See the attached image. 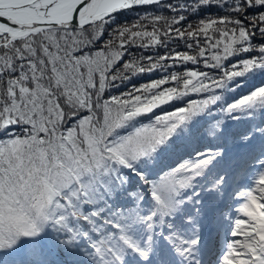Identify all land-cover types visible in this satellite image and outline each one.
Instances as JSON below:
<instances>
[{"label": "snow or ice", "instance_id": "6c2138e0", "mask_svg": "<svg viewBox=\"0 0 264 264\" xmlns=\"http://www.w3.org/2000/svg\"><path fill=\"white\" fill-rule=\"evenodd\" d=\"M0 264H264V0H0Z\"/></svg>", "mask_w": 264, "mask_h": 264}]
</instances>
